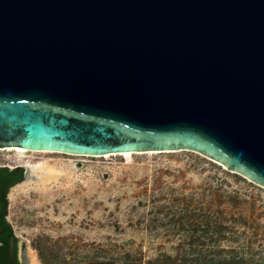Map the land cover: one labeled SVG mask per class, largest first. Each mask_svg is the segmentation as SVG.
Listing matches in <instances>:
<instances>
[{
    "label": "water",
    "instance_id": "95a60500",
    "mask_svg": "<svg viewBox=\"0 0 264 264\" xmlns=\"http://www.w3.org/2000/svg\"><path fill=\"white\" fill-rule=\"evenodd\" d=\"M0 148L185 150L264 188V0H0Z\"/></svg>",
    "mask_w": 264,
    "mask_h": 264
},
{
    "label": "rangeland",
    "instance_id": "374dc122",
    "mask_svg": "<svg viewBox=\"0 0 264 264\" xmlns=\"http://www.w3.org/2000/svg\"><path fill=\"white\" fill-rule=\"evenodd\" d=\"M9 149L0 165L28 164L7 215L27 264H145L232 248L264 260V188L198 153ZM215 221L222 230L205 229Z\"/></svg>",
    "mask_w": 264,
    "mask_h": 264
},
{
    "label": "flooded vegetation",
    "instance_id": "af4514ba",
    "mask_svg": "<svg viewBox=\"0 0 264 264\" xmlns=\"http://www.w3.org/2000/svg\"><path fill=\"white\" fill-rule=\"evenodd\" d=\"M6 148H0V152ZM30 167V166H29ZM28 164L16 167L0 165V264H27L26 248L19 242L8 219V192L26 178Z\"/></svg>",
    "mask_w": 264,
    "mask_h": 264
},
{
    "label": "trees",
    "instance_id": "16d2710c",
    "mask_svg": "<svg viewBox=\"0 0 264 264\" xmlns=\"http://www.w3.org/2000/svg\"><path fill=\"white\" fill-rule=\"evenodd\" d=\"M222 230L223 228L217 221L213 222L212 225H206L205 229L209 228ZM217 230V231H218ZM179 259L178 257L162 256L158 259L147 261L145 264H264L262 258L255 260L253 255H248L247 253H242L237 249H229L228 251H218L216 253H197L195 255L190 254ZM128 264H135L130 262Z\"/></svg>",
    "mask_w": 264,
    "mask_h": 264
},
{
    "label": "bare ground",
    "instance_id": "6f19581e",
    "mask_svg": "<svg viewBox=\"0 0 264 264\" xmlns=\"http://www.w3.org/2000/svg\"><path fill=\"white\" fill-rule=\"evenodd\" d=\"M9 151H16V152H18V153H27L28 152V150H24V149H20V148H10L9 150H8V152ZM32 152H40V151H32ZM121 154H130L129 152L128 153H121ZM112 155V154H111ZM106 156H109V155H106ZM102 157H105V156H102Z\"/></svg>",
    "mask_w": 264,
    "mask_h": 264
}]
</instances>
